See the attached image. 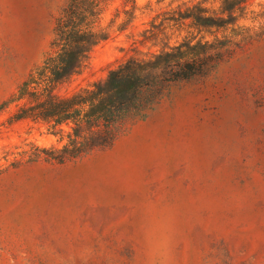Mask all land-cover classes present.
<instances>
[{"label":"rangeland","instance_id":"374dc122","mask_svg":"<svg viewBox=\"0 0 264 264\" xmlns=\"http://www.w3.org/2000/svg\"><path fill=\"white\" fill-rule=\"evenodd\" d=\"M134 1L133 24L114 28L60 95L180 40L133 45L189 0H113L104 24ZM66 2L0 0V264H264V0L240 22L262 27L254 40L126 119L110 145L61 164L48 160L60 137L9 122L6 103L44 60Z\"/></svg>","mask_w":264,"mask_h":264},{"label":"trees","instance_id":"16d2710c","mask_svg":"<svg viewBox=\"0 0 264 264\" xmlns=\"http://www.w3.org/2000/svg\"><path fill=\"white\" fill-rule=\"evenodd\" d=\"M248 1L189 0L156 15L135 40L134 50L160 37L180 40L149 56L122 61L104 80L63 96L58 89L82 71L95 49L112 38L114 28L124 33L139 9L134 1L132 9L125 5L104 24L113 0H67L44 60L6 103L16 106L9 122L42 124L60 137L62 147H52L48 160L61 164L110 145L126 119L150 110L174 85L207 74L234 46L255 39L262 27L240 25L249 20ZM122 12L125 19L117 24Z\"/></svg>","mask_w":264,"mask_h":264}]
</instances>
